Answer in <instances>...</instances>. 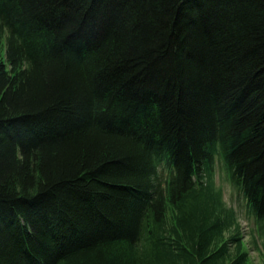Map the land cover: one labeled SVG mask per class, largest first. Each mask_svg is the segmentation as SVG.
Here are the masks:
<instances>
[{"label": "trees", "instance_id": "1", "mask_svg": "<svg viewBox=\"0 0 264 264\" xmlns=\"http://www.w3.org/2000/svg\"><path fill=\"white\" fill-rule=\"evenodd\" d=\"M1 31L0 264H250L215 170L264 237V0H0Z\"/></svg>", "mask_w": 264, "mask_h": 264}, {"label": "rangeland", "instance_id": "2", "mask_svg": "<svg viewBox=\"0 0 264 264\" xmlns=\"http://www.w3.org/2000/svg\"><path fill=\"white\" fill-rule=\"evenodd\" d=\"M11 37L5 31L0 32V54L7 60V51L12 44ZM216 186L222 190L226 206L236 210L238 222L243 235L244 250L249 254L250 264H263L264 262V237L260 235L258 225L252 215L248 213L243 197L234 190L225 170L220 163H216Z\"/></svg>", "mask_w": 264, "mask_h": 264}]
</instances>
